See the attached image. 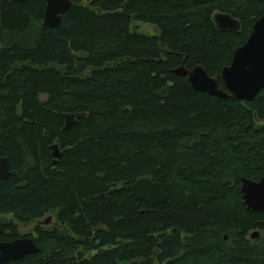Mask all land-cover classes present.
Segmentation results:
<instances>
[{
	"label": "trees",
	"instance_id": "trees-1",
	"mask_svg": "<svg viewBox=\"0 0 264 264\" xmlns=\"http://www.w3.org/2000/svg\"><path fill=\"white\" fill-rule=\"evenodd\" d=\"M70 1L49 28L44 0H0V157L14 171L0 182V243L39 248L9 264H264V213L240 193L242 177L264 176V88L221 99L173 73L200 66L225 90L220 72L264 0ZM219 12L240 29L219 30ZM143 177L165 203L131 195ZM48 215L61 227L19 234Z\"/></svg>",
	"mask_w": 264,
	"mask_h": 264
},
{
	"label": "water",
	"instance_id": "water-1",
	"mask_svg": "<svg viewBox=\"0 0 264 264\" xmlns=\"http://www.w3.org/2000/svg\"><path fill=\"white\" fill-rule=\"evenodd\" d=\"M44 2L43 24L49 28H57L61 23L62 15L70 9L72 2L70 0H44ZM213 21L219 30L236 32L240 29V22L227 13L214 14ZM173 73L187 77L191 87L197 92L221 99L231 96L239 101L252 102L264 88V15L254 22L245 43L233 52L230 64L221 70L220 78L225 90L219 88L217 80L210 77L200 66L187 70L182 62L173 70ZM85 115L84 112L64 113L63 130H68L77 119ZM51 149L52 165H54L60 156V149L56 143L51 146ZM13 174L14 171H11L8 159L0 157V182L6 181ZM129 190L136 200L151 205L163 204L167 199L160 184L146 177L132 183ZM240 193L247 210L264 213V176L258 181L242 177ZM50 220L51 217L48 216L42 223L48 224ZM258 237V231L251 234L252 239ZM38 251L39 248L30 237L24 236L10 242H2L0 243V264L15 262Z\"/></svg>",
	"mask_w": 264,
	"mask_h": 264
},
{
	"label": "rangeland",
	"instance_id": "rangeland-1",
	"mask_svg": "<svg viewBox=\"0 0 264 264\" xmlns=\"http://www.w3.org/2000/svg\"><path fill=\"white\" fill-rule=\"evenodd\" d=\"M130 29L135 30V31L140 32V33H143V34H158L157 28L154 25L149 24V23L133 22L132 21V22H130ZM48 216H50V215H48ZM48 216H45L40 221H44ZM8 218H10V216H8ZM52 222H54V220H52ZM52 222L49 225H51ZM37 225H38V220L33 221V222L26 224V225L17 223L18 232L21 236L34 235V228Z\"/></svg>",
	"mask_w": 264,
	"mask_h": 264
},
{
	"label": "flooded vegetation",
	"instance_id": "flooded-vegetation-1",
	"mask_svg": "<svg viewBox=\"0 0 264 264\" xmlns=\"http://www.w3.org/2000/svg\"><path fill=\"white\" fill-rule=\"evenodd\" d=\"M50 217H51V220H50V222L48 224H44V223H42L43 221L38 220V225H41V226H44V227H51L53 225L56 226V227H61V225H59V223L55 220V217H53V215H50ZM52 220H54V222H52ZM51 222H52V224L49 225Z\"/></svg>",
	"mask_w": 264,
	"mask_h": 264
}]
</instances>
